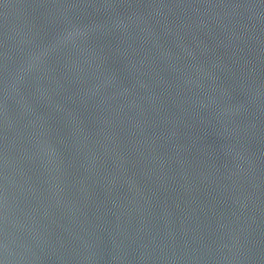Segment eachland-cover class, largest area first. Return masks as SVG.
<instances>
[{"label": "water", "instance_id": "water-1", "mask_svg": "<svg viewBox=\"0 0 264 264\" xmlns=\"http://www.w3.org/2000/svg\"><path fill=\"white\" fill-rule=\"evenodd\" d=\"M0 264H264V0H0Z\"/></svg>", "mask_w": 264, "mask_h": 264}]
</instances>
